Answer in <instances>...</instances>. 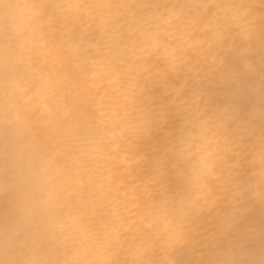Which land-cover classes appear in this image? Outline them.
<instances>
[{
    "label": "clouds",
    "instance_id": "9594fccd",
    "mask_svg": "<svg viewBox=\"0 0 264 264\" xmlns=\"http://www.w3.org/2000/svg\"><path fill=\"white\" fill-rule=\"evenodd\" d=\"M0 264H264V0H0Z\"/></svg>",
    "mask_w": 264,
    "mask_h": 264
}]
</instances>
